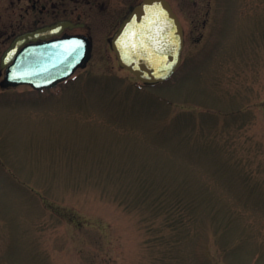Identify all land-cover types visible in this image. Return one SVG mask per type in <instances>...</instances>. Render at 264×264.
Returning <instances> with one entry per match:
<instances>
[{
	"label": "rangeland",
	"instance_id": "374dc122",
	"mask_svg": "<svg viewBox=\"0 0 264 264\" xmlns=\"http://www.w3.org/2000/svg\"><path fill=\"white\" fill-rule=\"evenodd\" d=\"M168 1L167 82L141 85L114 22L86 18L72 79L0 95V264H264V0ZM75 3L0 0L2 50Z\"/></svg>",
	"mask_w": 264,
	"mask_h": 264
},
{
	"label": "water",
	"instance_id": "95a60500",
	"mask_svg": "<svg viewBox=\"0 0 264 264\" xmlns=\"http://www.w3.org/2000/svg\"><path fill=\"white\" fill-rule=\"evenodd\" d=\"M73 27L61 21L17 36L2 57L4 85L48 90L84 68L92 52L88 37L52 38ZM183 47L182 25L166 0H143L134 6L111 40L119 66L147 85L166 82L174 75Z\"/></svg>",
	"mask_w": 264,
	"mask_h": 264
},
{
	"label": "flooded vegetation",
	"instance_id": "af4514ba",
	"mask_svg": "<svg viewBox=\"0 0 264 264\" xmlns=\"http://www.w3.org/2000/svg\"><path fill=\"white\" fill-rule=\"evenodd\" d=\"M187 1H189V0H187ZM29 2H31V9L33 11L37 10L40 14L49 13V11H50V9L47 8L46 5H43L40 8H37L38 0H29ZM141 2H142V0H76V3H75L76 7H74L73 10H68L67 8H62L63 5H61V4L60 5L53 4L51 7V10L54 13L56 12L57 9H59L60 12H63V14H69L70 13V15H72L73 17L67 18V17L54 16V19H52L51 22L44 23L41 25H38V23L36 21H34L33 27L22 32V33L33 31L37 28L44 27V26H51V25L56 24L57 22L69 21L74 25V27L73 28H65L60 32V35L53 36L52 38H58V37L70 36V35H79V36L88 37L92 42V36L88 34L89 33V27H87V25L82 22V21H84V19L95 18V19L103 21V22H114V26H113L114 30L112 31L113 32L112 34L114 35V33L116 32L117 28L119 27L121 21L128 15L130 10L134 6L138 5ZM171 6H172V4H171ZM54 13H51V14H54ZM83 31H85V33H82ZM113 35H111V37L109 39L110 44H111V39H112ZM2 37H3V35H2V32L0 31V95L2 94L3 91L9 90L11 88H17L15 86L4 85L5 69L1 67L3 54L10 48L11 42L13 41V39L16 36H14L11 39L9 46L4 50H2ZM38 42H40V41H38ZM184 45H185V33H184ZM92 48H93V44H92ZM141 85H144V84H141ZM144 86H147V85H144ZM26 87H28V86H26ZM28 88H30L31 91H34L31 87H28ZM43 91L44 90L39 91V92H43Z\"/></svg>",
	"mask_w": 264,
	"mask_h": 264
}]
</instances>
